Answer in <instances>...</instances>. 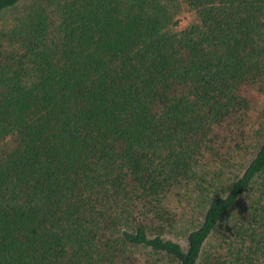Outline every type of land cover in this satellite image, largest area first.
<instances>
[{
  "label": "trees",
  "instance_id": "trees-1",
  "mask_svg": "<svg viewBox=\"0 0 264 264\" xmlns=\"http://www.w3.org/2000/svg\"><path fill=\"white\" fill-rule=\"evenodd\" d=\"M0 264H264V0H0Z\"/></svg>",
  "mask_w": 264,
  "mask_h": 264
},
{
  "label": "rangeland",
  "instance_id": "rangeland-1",
  "mask_svg": "<svg viewBox=\"0 0 264 264\" xmlns=\"http://www.w3.org/2000/svg\"><path fill=\"white\" fill-rule=\"evenodd\" d=\"M186 13H184V11L178 16V18H179V21H178V25L179 26H182L184 23H185V21H186Z\"/></svg>",
  "mask_w": 264,
  "mask_h": 264
}]
</instances>
